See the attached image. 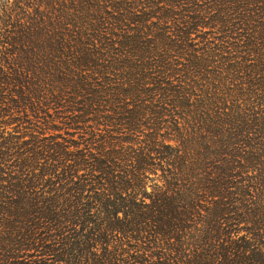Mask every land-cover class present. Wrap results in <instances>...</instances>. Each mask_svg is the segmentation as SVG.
<instances>
[{"label":"trees","instance_id":"trees-1","mask_svg":"<svg viewBox=\"0 0 264 264\" xmlns=\"http://www.w3.org/2000/svg\"><path fill=\"white\" fill-rule=\"evenodd\" d=\"M145 1L0 0V264H264V0Z\"/></svg>","mask_w":264,"mask_h":264},{"label":"rangeland","instance_id":"rangeland-1","mask_svg":"<svg viewBox=\"0 0 264 264\" xmlns=\"http://www.w3.org/2000/svg\"><path fill=\"white\" fill-rule=\"evenodd\" d=\"M179 2L183 5V3H182L183 1L182 0H168V3H167L168 6H166V4L163 5V6H165V8H163V6L159 7V5L155 6L154 9L157 11V13H158L157 16L158 17L153 18V20L151 21V23L149 25H151L153 27H155V26L157 27L158 26L159 28H162L163 26L164 27L171 26V27L175 28L174 25H175V21L176 20L173 18V12L175 11L174 9L177 8L176 5ZM145 3H146V1H145ZM147 5H149L148 2L146 3V6ZM144 7H145V5H142V3H139V4L135 5V8L133 9V14L131 15L132 21H135V20H138V19H141V18L145 17V14H144V11H143V9H145ZM147 8L150 10V6L149 7L147 6ZM157 24H159V25H157ZM205 29L207 30L208 28H205ZM203 36L205 38H203ZM190 38H191V42H190L191 48H188V47L185 48V47L176 46L172 53L178 55L181 52H189V51L196 52V51H194V49H196L197 47L198 48L204 47L206 49L205 52H204L205 59L208 58V56H206V55L214 54V52L216 50L215 48L217 46H215V43L212 42V39L214 38L213 34L212 35H208V34L197 32V33L192 34V36H190ZM210 49H211V51H210ZM178 51H181V52H178ZM218 59H220V56L216 57L217 61H218ZM183 61H184V59H183ZM190 64H192V62ZM211 65H212V67L209 70L210 71L209 73L207 71H205V70H202V74H201L202 83L203 82H207V83L208 82H213L215 80L217 82V85H221V86L225 85L226 87H228L229 84L231 85V82L228 83L225 80L220 79L217 76L218 70H219L218 67H216L217 64H214V63L212 64L211 63ZM172 109H173L172 105H167L166 107H159V108L153 107L152 110H148L150 112L146 113V115L147 116H151V112H153L154 113L153 117L155 119V124L154 125H150V124L154 123V119L153 120L145 119L144 122L145 123L146 122L147 123L150 122L148 124L150 126H152V127H155V128H157V126H160V123H166V124H162V126H164V127H162L161 131L159 130V132L164 133V134H168V135H171V134L175 135V131L176 130H175V126H174L175 123L174 122H172V123H168L167 121L161 122V121L166 120V119L168 121L173 119V114L170 113V111ZM158 111H162V112L168 113V114L164 116L165 118L163 120H159V119H162V118H160L161 115L159 114ZM54 116H56V118H55L54 121H52L51 125L53 127H55V130H49V131H52V132L54 131L56 133H63L64 136L76 139V141H80L81 140L79 133H81L82 131L81 132L79 131L74 136L67 134L66 130L69 129V131H74V129L62 128L60 130V127L67 126V125L64 124V122H63L64 119L57 118L58 115L56 113H54ZM166 125H170V127L169 126L166 127ZM143 128H144L145 131H148V129L145 126ZM149 131H151V130H149ZM72 147H74V146H72ZM153 178H155V177L153 176ZM154 184H155V181H148V190L149 191L152 190V187H153Z\"/></svg>","mask_w":264,"mask_h":264}]
</instances>
